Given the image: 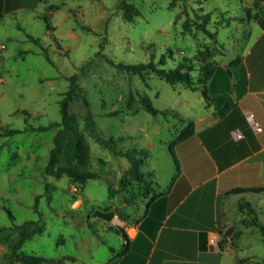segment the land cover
Listing matches in <instances>:
<instances>
[{"label":"rangeland","instance_id":"374dc122","mask_svg":"<svg viewBox=\"0 0 264 264\" xmlns=\"http://www.w3.org/2000/svg\"><path fill=\"white\" fill-rule=\"evenodd\" d=\"M117 1L35 0L31 9L6 13L0 21V125L22 131L59 121L60 100L70 88L69 77L77 73L67 110L77 117L90 145L91 169L100 174L80 190L65 176L44 173L56 127L0 138V227L6 228L0 231V264H6L8 242L31 221H38L44 231L27 240L20 253L76 259L66 264H113L125 245L115 229L124 230V224L142 217L145 204L142 197L133 205L125 199L121 178L128 177L129 163L83 130L87 110L93 112L102 134L124 138L116 150H148L142 171L151 172L149 179L163 189L179 172L171 143L189 121L221 108L222 98L213 100L208 86L205 99L199 91L170 85L153 73L132 75L109 61L156 63L163 56L164 67L173 68L182 59H191L195 68L191 75L197 78L202 57L219 65L250 46L260 32L255 12L264 5L261 0H128L121 10ZM206 13H211L206 27L215 39L182 30L186 18L194 22ZM26 33L42 39L52 64L26 40ZM222 73L229 75L226 68L218 70V77ZM140 95L148 96L154 108L169 109L183 120L149 114L139 103ZM114 111L117 115L110 116ZM109 185L118 191L112 199ZM252 202L264 209V193ZM235 258L236 264H264L259 230L235 249Z\"/></svg>","mask_w":264,"mask_h":264},{"label":"crops","instance_id":"0c3cea01","mask_svg":"<svg viewBox=\"0 0 264 264\" xmlns=\"http://www.w3.org/2000/svg\"><path fill=\"white\" fill-rule=\"evenodd\" d=\"M34 3L0 0V21ZM254 19L258 36L235 64L236 58L220 61L207 83L211 98H222L221 108L193 121L194 134L174 145L179 172L163 189L156 183L158 196L143 216L123 225L128 250L113 264H236L235 249L258 230L243 224L248 215L239 205L248 204L264 222V209L252 202L264 190L230 194L264 188V5ZM223 68L229 75L218 77Z\"/></svg>","mask_w":264,"mask_h":264},{"label":"trees","instance_id":"16d2710c","mask_svg":"<svg viewBox=\"0 0 264 264\" xmlns=\"http://www.w3.org/2000/svg\"><path fill=\"white\" fill-rule=\"evenodd\" d=\"M264 2V0H261ZM128 5V0H118L116 7L121 10H125ZM211 13H206L205 15H198L194 22H190L186 18L181 23V28L184 32L190 33L193 30L203 32L212 39L216 38V34L212 33L206 27V21L210 18ZM50 27H48V30ZM26 40L33 43L35 46L43 51L44 57L47 62L51 63V59L47 53L46 48L43 47L42 39L35 37L31 34H25ZM102 47V44L101 46ZM22 53H26L23 51ZM202 61L199 63L200 67L198 69L200 76L194 78L191 72L195 71L193 60L182 59L173 68H165V59L162 56L158 62H145V63H118L114 64L118 69H122L125 72L144 77L146 73H153L157 75L160 79L164 80L170 85L180 84L184 88L191 91H199L201 95L208 99L207 94V83L214 75V72L218 68V64L214 60L206 61L201 58ZM200 59V60H201ZM204 60V61H203ZM238 59L236 58L232 64H235ZM77 79V73H74L69 77L70 88L65 92L64 98L60 100V120L56 122H51L48 125H40L36 128L26 127L22 131L18 129L9 128L7 125H0V138L12 136L17 133L26 132L28 130L44 132L52 127H56L53 137H52V147L49 151L48 160L44 167V173L47 175H52L55 177L65 176L74 185L78 186L80 190H83L90 180H95L100 178V174L97 171L91 169V157H90V145L80 131L77 123V117L70 114L67 110V100L70 98V93L72 87L75 85ZM128 104L131 105L133 102L132 95L128 96ZM140 105L151 115H162L167 118L170 114L178 119L183 120L177 113L172 112L169 109L159 110L152 106V103L148 96H139ZM89 106V103H87ZM110 116H116L117 112L114 111L109 114ZM83 130L88 134L89 137L93 138L96 143L105 147L111 151L114 155L121 156L127 159L129 163V168L127 169L128 177L121 178V184L126 185L124 193H127L126 200L129 205H133L136 201H140L139 198L142 197L145 204V211L148 209L149 205L158 196L157 190L155 188V182L152 177V173H144L142 171V164L144 158L149 157V152L146 149L131 148L127 150H116L115 145L118 142L124 141L123 137H114L102 134L97 128L94 120L93 112L88 109L86 115L84 116V127ZM194 134V123L189 121L187 126L181 131L180 135L174 140L170 145V153L173 157L175 163L178 160L172 151L173 145L178 142L184 141ZM134 186L135 189H132ZM132 187V188H129ZM128 188V189H127ZM257 191L261 192L264 188L259 189H243L234 188L230 191V194H237L246 191ZM118 191L114 190L111 185L108 186V198L112 199L117 196ZM140 201V202H141ZM239 209L241 211L246 210L248 215V220L243 221V224H250L256 227L264 241V222H261L254 211L250 209L248 204H240ZM30 224L31 226H28ZM6 229L5 227H0V231ZM44 231V226L39 224V222H26L19 227L16 237L12 238L7 246L8 253L6 255V264H14L19 262L21 264H66L67 262L74 263L76 259L72 256H64L60 259H50L41 256L28 255L20 253L19 250L24 245V243L31 239L37 234H42ZM115 231L122 236L125 241L123 249L118 252L114 258H117L128 250V237L126 232L122 228H116ZM221 248V244H219ZM113 252V249H110Z\"/></svg>","mask_w":264,"mask_h":264},{"label":"built area","instance_id":"2783aa9c","mask_svg":"<svg viewBox=\"0 0 264 264\" xmlns=\"http://www.w3.org/2000/svg\"><path fill=\"white\" fill-rule=\"evenodd\" d=\"M249 118H252V115H248ZM251 125L254 129L256 130H260L259 126L257 125V123L253 122L252 119H251Z\"/></svg>","mask_w":264,"mask_h":264}]
</instances>
